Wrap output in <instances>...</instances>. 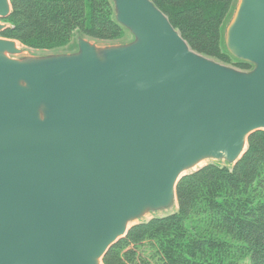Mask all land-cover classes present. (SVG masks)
Instances as JSON below:
<instances>
[{
  "label": "water",
  "instance_id": "1",
  "mask_svg": "<svg viewBox=\"0 0 264 264\" xmlns=\"http://www.w3.org/2000/svg\"><path fill=\"white\" fill-rule=\"evenodd\" d=\"M110 2L128 44L29 55L0 37V264H104L178 209L184 177L233 168L264 132V0H236L222 31L246 71L193 51L152 0ZM11 13L0 0V35Z\"/></svg>",
  "mask_w": 264,
  "mask_h": 264
},
{
  "label": "trees",
  "instance_id": "2",
  "mask_svg": "<svg viewBox=\"0 0 264 264\" xmlns=\"http://www.w3.org/2000/svg\"><path fill=\"white\" fill-rule=\"evenodd\" d=\"M191 49L239 70L223 48L222 28L235 0H152ZM0 36L55 51L79 33L98 42L125 36L110 0H11ZM178 211L132 228L104 264H264V132L249 138L233 168L210 164L177 187Z\"/></svg>",
  "mask_w": 264,
  "mask_h": 264
},
{
  "label": "rangeland",
  "instance_id": "3",
  "mask_svg": "<svg viewBox=\"0 0 264 264\" xmlns=\"http://www.w3.org/2000/svg\"><path fill=\"white\" fill-rule=\"evenodd\" d=\"M235 2L236 0L234 1V4H233V7H232V10L229 14V16L227 17V19L225 20L224 22V25H223V28H222V31L224 29V26L227 24L229 18H230V15L233 11V8L235 6ZM113 10V8H112ZM113 16H114V11H113ZM4 23H7L8 25H10L8 22H4ZM79 34V33H77ZM77 34H75L73 40L68 44L66 45L65 47H62L58 50H55V51H37V50H33V49H30V48H27L25 46H23L21 44V46L25 47L27 49V53L29 55L31 54H34V55H49V54H65V53H71L73 51L76 50V39H77ZM81 35V34H80ZM222 36H223V32H222ZM1 37V36H0ZM81 37L85 38L86 40L92 42V43H95L99 48H105V47H112V46H119V45H124V44H128L129 42H131L132 40V37L125 31V36L118 40V41H114V42H98V41H94V40H91L87 37H84L81 35ZM228 55V54H227ZM229 56V55H228ZM230 57V56H229ZM222 64V63H221ZM225 65V64H224ZM230 66V65H228ZM233 67V66H232ZM210 164H217V165H221V166H227V165H224V164H219V163H214V162H206L202 165V167H206ZM178 209H175L173 212H168V213H164V214H161V215H156L154 216L155 218H162V217H166V216H169L171 214H174L175 212H177ZM153 216H150L149 218L143 220L142 222L145 223V222H148L150 219L154 218Z\"/></svg>",
  "mask_w": 264,
  "mask_h": 264
}]
</instances>
